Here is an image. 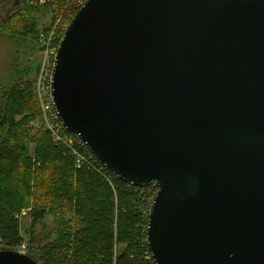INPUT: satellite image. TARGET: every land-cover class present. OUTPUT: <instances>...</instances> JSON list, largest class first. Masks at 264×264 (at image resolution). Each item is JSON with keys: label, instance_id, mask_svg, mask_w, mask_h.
Segmentation results:
<instances>
[{"label": "water", "instance_id": "obj_1", "mask_svg": "<svg viewBox=\"0 0 264 264\" xmlns=\"http://www.w3.org/2000/svg\"><path fill=\"white\" fill-rule=\"evenodd\" d=\"M50 94L116 178L157 185L153 264H264V0H86ZM0 264L38 263L0 249Z\"/></svg>", "mask_w": 264, "mask_h": 264}, {"label": "trees", "instance_id": "obj_2", "mask_svg": "<svg viewBox=\"0 0 264 264\" xmlns=\"http://www.w3.org/2000/svg\"><path fill=\"white\" fill-rule=\"evenodd\" d=\"M30 2L24 0L18 9L0 18V27H5L14 15L37 9L51 14L47 27L38 28L30 21L20 25V35H13L16 48L26 53L27 62L18 64L17 59L0 87V242L4 249H17L24 243L16 216L32 201L25 244L26 253H33L38 264H69L68 260H74V264H153L151 258L145 259L148 248L144 215L149 210L147 199L156 190L153 184L143 188L126 184L95 159L93 168L76 169L66 147L54 142L44 123L36 91L42 55L39 36L48 35L55 28L52 45L56 48L80 7L75 0ZM28 112L21 120L16 119ZM33 120L40 121L43 129L37 134L28 126ZM29 142L36 145L34 157L28 153ZM114 193L122 200L112 214L107 200ZM123 196L127 198L124 201ZM50 213L55 214L57 226L46 233L42 222ZM63 215L74 218L73 227L71 220L61 221ZM38 225L42 227L39 233L35 230ZM43 241L46 243L41 246ZM68 251L71 257L67 256Z\"/></svg>", "mask_w": 264, "mask_h": 264}, {"label": "rangeland", "instance_id": "obj_3", "mask_svg": "<svg viewBox=\"0 0 264 264\" xmlns=\"http://www.w3.org/2000/svg\"><path fill=\"white\" fill-rule=\"evenodd\" d=\"M72 1H74V0H72ZM85 2H83V0H75L76 5L79 7H80V4H84ZM1 8H3V7L0 6V18L4 16V12H5ZM57 20H56V22H57ZM30 21H32V22L34 21L37 24V27L42 29L44 27H47V25H49V23L51 21V14H49V12L45 13L42 10L37 9V10L31 11L25 15H23V14L14 15L11 18V22L6 24L5 27H0V87L3 84V80L6 79V74H9V70H8L9 67L14 65L15 61H17V59H18V64H21L22 61H26V59H27L26 53L24 54L23 50L16 48L17 43H15V41L12 39V37L14 34L20 35V33H21L20 25H22L23 23L30 22ZM42 59L43 58L41 55L39 70L41 68ZM33 60H36V58L35 59L33 58ZM39 70H38V73H39ZM38 99H39V97H38ZM0 101H1V99H0ZM39 102H40V100H39ZM40 107H41V110L43 112L44 123L46 125L49 122L50 117L44 111L45 104L40 103ZM29 114H30L29 112L23 113V114L17 116L16 119L21 120L25 115H29ZM28 126L31 128V130L34 134L35 133L37 134L38 131L43 130L41 127L40 121H38V120L31 121L28 124ZM0 139H1V136H0ZM28 145H29L28 153L31 155V157H34V151H35L36 145L33 142H29ZM73 178L75 179V174L73 175ZM75 186H76V184H75ZM148 193H149V191H147V195H148ZM120 198H122V197H120V195L114 193L113 197L111 199L107 200L109 210L112 214H115L117 212V210L119 209V206L121 204L120 200H122ZM126 199L127 198L123 196V201ZM32 204H33L32 201L29 202L28 206L23 207L19 211V214L16 216V218L18 219V223H19V226H18L19 232H20L19 234L24 239V244H25V242H27V236L25 235L24 232L27 228H29L30 223H31L30 212L33 208ZM54 215L55 214H52V213L48 214L42 222L43 230L46 233H49L48 230H50V231L53 230V228L56 225V222H57L56 219L57 218H55L56 216H54ZM70 217H71L70 215H63L61 218V221L65 222L67 220H71L70 221L71 226L73 227L74 218H70ZM35 230L37 231V233H39V232H41L42 227L38 225V226H36ZM114 230H115V232L117 231V226H115V224H114ZM54 238L55 237L53 236V240H54ZM44 241L42 242L41 246L46 243ZM48 242H50V240H48ZM46 250H45V252H46ZM48 252H49V250H48ZM50 253L54 257V255H55L54 249H51ZM68 255L71 257V253H69V251L67 253V256ZM145 259H147V258L145 257ZM54 260L56 261V263L58 262L56 257H54ZM68 261L70 262L69 264H71L72 261L71 260H68ZM62 263L64 264V262H62ZM74 263H75V261L73 260L72 264H74Z\"/></svg>", "mask_w": 264, "mask_h": 264}, {"label": "built area", "instance_id": "obj_4", "mask_svg": "<svg viewBox=\"0 0 264 264\" xmlns=\"http://www.w3.org/2000/svg\"><path fill=\"white\" fill-rule=\"evenodd\" d=\"M46 1L47 0H31L30 3L37 4L38 2L40 4H44ZM82 5L83 4H80V8L82 7ZM39 38L40 46L42 48L43 59L41 61V68L36 79V90L40 103L45 104V113L48 114L50 117L49 122L46 124L47 131L50 133L55 143H61L66 147L67 151L74 159V165L76 169H82L85 167L93 168L94 159L96 160L94 155L89 151L85 143L77 135L69 133L63 128L52 107L50 84L52 68L54 65V59L58 48V45L56 46V48L54 47V45H52L53 42H55L56 40L55 28H52L48 35L41 33ZM66 133H69V135H67ZM152 186H154L156 190L153 192L152 197L147 199V203L149 202V209L152 204L153 198L158 191V187L156 184L153 183ZM148 214L149 210L148 213H146V211L144 212V215L147 216V220ZM0 249H4L3 243L0 244ZM17 250L26 253V244H21V246L17 248ZM145 255L147 259L151 258L149 250L148 252H145Z\"/></svg>", "mask_w": 264, "mask_h": 264}, {"label": "flooded vegetation", "instance_id": "obj_5", "mask_svg": "<svg viewBox=\"0 0 264 264\" xmlns=\"http://www.w3.org/2000/svg\"><path fill=\"white\" fill-rule=\"evenodd\" d=\"M0 6H2L3 8H1L2 10H4L5 9V6L4 5H0ZM5 13V12H4Z\"/></svg>", "mask_w": 264, "mask_h": 264}]
</instances>
